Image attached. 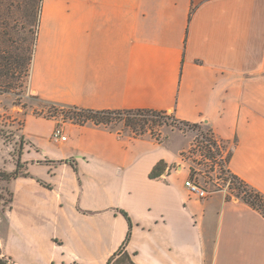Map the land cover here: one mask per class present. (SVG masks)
Masks as SVG:
<instances>
[{"label": "crops", "instance_id": "1", "mask_svg": "<svg viewBox=\"0 0 264 264\" xmlns=\"http://www.w3.org/2000/svg\"><path fill=\"white\" fill-rule=\"evenodd\" d=\"M28 86L50 105L164 111L181 127L156 141L69 121L56 143V120L29 117L0 256L107 264L131 221L137 264H264V215L224 190L193 196L179 161L182 127L205 125L264 195V0H41Z\"/></svg>", "mask_w": 264, "mask_h": 264}, {"label": "rangeland", "instance_id": "2", "mask_svg": "<svg viewBox=\"0 0 264 264\" xmlns=\"http://www.w3.org/2000/svg\"><path fill=\"white\" fill-rule=\"evenodd\" d=\"M1 1L3 4L0 11H13L11 14L9 12L0 13L2 21L5 22L1 25V29L9 32L16 31V34L9 35L13 41L8 40L7 44L1 46L3 55L7 56L6 60L10 63L13 54H16L15 51L19 52L20 47L24 55L32 53L31 30L35 31L37 25L31 26L30 17L27 18L22 12L26 9L31 11L30 2L32 0ZM37 1V10L40 11L41 0ZM29 73L30 65L22 70H10L9 74H0V167L10 171L16 167L15 163L22 152L21 144L25 147L21 158L22 163L24 161L28 148V145H24L28 141L24 134V125L29 117L43 120L45 128H48L47 121L53 119L57 121V126L69 121H80L84 124L95 123L87 119L81 111L50 105L41 100L28 86ZM98 119L101 120L98 125L102 127L120 130L135 137H151L156 141H162L167 133L171 134V127H181L175 124L169 114L150 112L133 113L131 117L125 113L101 115ZM182 128L190 131V144L179 153V161L189 171V177L195 178L206 187L209 195L212 191L224 190L228 197H236L238 189L235 188L237 184H235L234 175L227 172L226 161L221 158L223 155L226 159L225 155L229 151L226 145L213 140L214 136L205 125L183 126ZM177 133L175 132L174 136H178ZM176 166L175 164L169 167V171H176ZM245 185L249 190L253 189L247 183ZM252 191L253 194L258 192L255 189Z\"/></svg>", "mask_w": 264, "mask_h": 264}, {"label": "trees", "instance_id": "3", "mask_svg": "<svg viewBox=\"0 0 264 264\" xmlns=\"http://www.w3.org/2000/svg\"><path fill=\"white\" fill-rule=\"evenodd\" d=\"M30 3L32 5L31 11H27L30 9H26V11H22V12L27 16V18H28V16L30 17V20H31L30 22L32 23L31 26L34 27V26L38 25V23H39L40 11L37 10V8H38V1L37 0H32V2H30ZM2 4L3 3L0 0V8H1ZM3 12H9V14H11V12H13V11H0V13H3ZM4 24H5V22L2 21V19L0 17V74H9L10 70H13V69H15V70L21 69L22 70L24 68H28L29 65L31 64L32 55H33L34 46H35V41H36V37H37V29L35 31L31 30V35H32L31 39H32V45H33L32 53L26 56L21 52L22 49L20 47L19 52L15 51L16 54H13V56H12L13 59L9 63L6 60L7 56L3 55V51H2L1 46L4 44H7L8 40L13 41L10 38V36L13 33L16 34V31L15 32H9L7 30L1 29V25H4ZM7 65H8V68H6ZM22 65H24L23 68H22ZM74 110H76V109H74ZM78 111H81L86 116L87 119L92 120L97 124L101 123L100 122L101 120L98 119V117H100L101 115L102 116L103 115H111V114L122 115L125 113L131 117V115L133 113H138V112L167 114V112H164V111H154V110H149V109L118 110V111H92V110L80 109ZM77 122H80V121H77ZM188 126H191V125H188ZM24 145H26V146L29 145V141H26V143ZM21 149H22V152L20 153V156L15 163L16 167L14 170L10 171L8 169L0 167V212L6 208H9L12 201H13L14 193H13V190L11 188L12 182L16 178H18L20 175L26 174L25 162L22 163V159H21L23 154H24V150H25V147L23 146V144H21ZM27 151H28V148H27ZM229 153L227 156V160H229V156H230ZM165 169H166V164L163 161L159 162L154 167V169L152 170L150 177L151 178L160 177ZM227 172L232 174L228 169H227ZM234 179L236 181L235 184H237L235 186V188L238 189L235 196L239 199L246 201L251 206L258 209L264 215V195H261L259 192H257L256 194H253V191H252L253 189L249 190L247 188V185H245L244 181H242L241 179H239L235 175H234ZM9 185H10V187H9ZM131 230H132V223L130 221V229L128 231L124 245L108 260L107 264H137L135 262V260L133 259V255L130 254L126 250V243L131 238V234H132Z\"/></svg>", "mask_w": 264, "mask_h": 264}, {"label": "built area", "instance_id": "4", "mask_svg": "<svg viewBox=\"0 0 264 264\" xmlns=\"http://www.w3.org/2000/svg\"><path fill=\"white\" fill-rule=\"evenodd\" d=\"M67 134L64 132L63 128L61 125H58L55 127V129L52 131L51 134V139L52 141L56 142V143H60V142H64L67 140ZM213 140H216L214 137H212ZM217 141V140H216ZM218 142V141H217ZM229 153V152H228ZM226 159L224 158V156L222 155L221 158L226 161V166L228 163L227 160V156ZM189 172V171H188ZM185 186L187 187L188 191L190 192V194H192L193 196L199 198V199H205L208 197L209 195V191L207 190L206 187H204L200 182H198L195 178L192 177H187L185 179L184 182Z\"/></svg>", "mask_w": 264, "mask_h": 264}, {"label": "water", "instance_id": "5", "mask_svg": "<svg viewBox=\"0 0 264 264\" xmlns=\"http://www.w3.org/2000/svg\"><path fill=\"white\" fill-rule=\"evenodd\" d=\"M0 264H13V263L9 262L7 259L0 256Z\"/></svg>", "mask_w": 264, "mask_h": 264}]
</instances>
